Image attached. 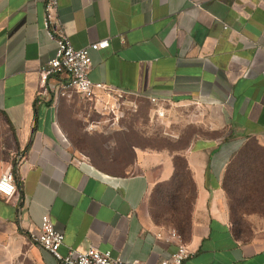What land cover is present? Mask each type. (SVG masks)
Listing matches in <instances>:
<instances>
[{
    "label": "crops",
    "instance_id": "1",
    "mask_svg": "<svg viewBox=\"0 0 264 264\" xmlns=\"http://www.w3.org/2000/svg\"><path fill=\"white\" fill-rule=\"evenodd\" d=\"M44 2L0 0V174L10 167L16 184L9 198L0 194V264H57L30 239L45 213L63 234L62 254L93 246L123 261L169 257L176 241L166 237L176 229L155 220L150 196L171 180L175 155L195 189L180 234L189 250L183 264H264V198L241 205L222 185L241 145L264 148V0H59L75 48L109 40L89 52L92 81L162 104H194L215 129H226L181 149L132 146L125 173L97 168L65 142L63 76L45 84L38 76L56 49L42 28ZM232 208L242 223L263 228L237 237Z\"/></svg>",
    "mask_w": 264,
    "mask_h": 264
},
{
    "label": "rangeland",
    "instance_id": "2",
    "mask_svg": "<svg viewBox=\"0 0 264 264\" xmlns=\"http://www.w3.org/2000/svg\"><path fill=\"white\" fill-rule=\"evenodd\" d=\"M118 90L92 98L75 91L61 97L59 126L72 153L109 173L132 170V146L180 149L194 137H222L194 104L162 105ZM263 226H249L247 236Z\"/></svg>",
    "mask_w": 264,
    "mask_h": 264
},
{
    "label": "built area",
    "instance_id": "3",
    "mask_svg": "<svg viewBox=\"0 0 264 264\" xmlns=\"http://www.w3.org/2000/svg\"><path fill=\"white\" fill-rule=\"evenodd\" d=\"M59 0H45L42 17V28L46 35L55 42V54L38 70L39 81L45 84L48 78L61 75L59 94L68 95L75 91L83 97L92 98L98 94L116 90L101 82L92 81L89 76L91 67L90 50L105 48L109 44L108 38H103L81 48H75L58 18ZM157 106V112L163 114L162 102L156 98L149 99ZM16 191L15 178L10 167H6L0 174V194L9 198ZM33 243L50 252L57 264H145L138 261H123L112 256L110 251H101L93 246L85 249L68 247L62 254L59 248L63 245V234L55 230L48 213L41 217L39 232L30 234ZM166 240H175L176 248L169 257L161 259L156 264H183L188 257L189 250L176 230H171Z\"/></svg>",
    "mask_w": 264,
    "mask_h": 264
},
{
    "label": "trees",
    "instance_id": "4",
    "mask_svg": "<svg viewBox=\"0 0 264 264\" xmlns=\"http://www.w3.org/2000/svg\"><path fill=\"white\" fill-rule=\"evenodd\" d=\"M173 165L171 180L156 185L152 191L151 212L156 221L161 219L171 223L172 227L183 235L189 228V210L195 189L184 157L175 155ZM222 185L227 196L241 205L242 199L264 198V148L253 140L241 145L226 167ZM258 189L261 191L253 193ZM231 211L234 234L237 237H247L249 225L242 223L240 216L235 215L236 209L232 208ZM242 211L241 208L240 212Z\"/></svg>",
    "mask_w": 264,
    "mask_h": 264
}]
</instances>
